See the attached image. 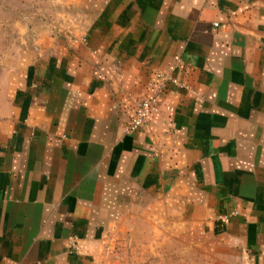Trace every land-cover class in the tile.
Segmentation results:
<instances>
[{
	"label": "crops",
	"instance_id": "0c3cea01",
	"mask_svg": "<svg viewBox=\"0 0 264 264\" xmlns=\"http://www.w3.org/2000/svg\"><path fill=\"white\" fill-rule=\"evenodd\" d=\"M65 2L0 109V264H92L134 207L264 264V0Z\"/></svg>",
	"mask_w": 264,
	"mask_h": 264
},
{
	"label": "rangeland",
	"instance_id": "374dc122",
	"mask_svg": "<svg viewBox=\"0 0 264 264\" xmlns=\"http://www.w3.org/2000/svg\"><path fill=\"white\" fill-rule=\"evenodd\" d=\"M66 0H0V109L25 47L41 48L50 30L73 27ZM1 111V110H0ZM108 252L92 264H254L222 250L200 229L170 227L149 211L124 213Z\"/></svg>",
	"mask_w": 264,
	"mask_h": 264
},
{
	"label": "built area",
	"instance_id": "2783aa9c",
	"mask_svg": "<svg viewBox=\"0 0 264 264\" xmlns=\"http://www.w3.org/2000/svg\"><path fill=\"white\" fill-rule=\"evenodd\" d=\"M161 84L166 80L167 76L163 72L157 71ZM159 88L137 99L133 114L124 126L125 132H131L135 129L145 126L149 120V113L155 108L156 98L159 93Z\"/></svg>",
	"mask_w": 264,
	"mask_h": 264
}]
</instances>
